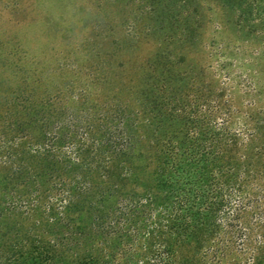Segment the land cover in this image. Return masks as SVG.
I'll return each instance as SVG.
<instances>
[{"label":"rangeland","instance_id":"rangeland-1","mask_svg":"<svg viewBox=\"0 0 264 264\" xmlns=\"http://www.w3.org/2000/svg\"><path fill=\"white\" fill-rule=\"evenodd\" d=\"M198 1L194 25L175 18L162 0H0V250L61 231L46 210L61 182L71 181L64 156L73 147L84 159L92 149L96 166V139L117 105L139 119V148L152 153L162 139L182 140L188 115L195 110L207 118L216 98L264 161V34L248 35L214 0ZM161 88L177 113L160 115ZM31 107L45 116L46 128ZM46 139L57 151L51 160L36 151ZM136 155L131 170L140 190L152 167ZM133 187L127 183L121 192ZM73 217L89 224L91 213L84 206ZM218 264L260 262L232 251Z\"/></svg>","mask_w":264,"mask_h":264},{"label":"trees","instance_id":"trees-1","mask_svg":"<svg viewBox=\"0 0 264 264\" xmlns=\"http://www.w3.org/2000/svg\"><path fill=\"white\" fill-rule=\"evenodd\" d=\"M162 1L175 18L199 23L198 0ZM214 2L230 13L237 28L248 35L264 34V0ZM159 93L160 115L177 113L163 88ZM211 102L207 118L195 110L188 115L182 140L162 139L152 153L139 148V119L115 106L95 142L96 166L90 162L92 149L84 159L73 147L64 156L72 178L68 186L61 182L46 210L48 222L61 231L47 241L26 235L0 250V264H218L232 251L247 255L250 263L264 264V161L258 163V152L248 148V135L232 128L216 98ZM31 108L33 120L46 128L45 116ZM54 149L46 139L36 151L51 160L56 158ZM136 151L152 167L149 183L140 190L131 170ZM14 154L6 151L11 163L17 159ZM127 183L135 187L122 193ZM84 206L91 213L90 223H75L73 210Z\"/></svg>","mask_w":264,"mask_h":264}]
</instances>
